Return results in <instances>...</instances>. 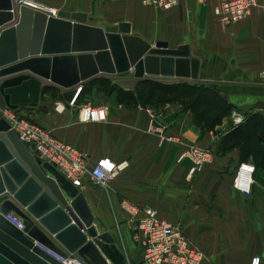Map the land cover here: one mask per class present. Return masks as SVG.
<instances>
[{
    "label": "crops",
    "instance_id": "crops-1",
    "mask_svg": "<svg viewBox=\"0 0 264 264\" xmlns=\"http://www.w3.org/2000/svg\"><path fill=\"white\" fill-rule=\"evenodd\" d=\"M32 1L58 12L87 14L94 25L129 23L133 34L151 44L166 42L171 48L189 44L191 56L200 65L198 79L188 84H206L232 110L264 118V0H256L248 18L228 27L213 15L217 0L207 4L180 0L170 10L143 6L139 0ZM54 91L61 101L49 106L40 102L46 114L36 108L20 111H33L39 125L53 137L87 152L89 168L102 158L124 166L105 189H96L85 177L80 191L97 232H109L115 238L128 264L142 262V250L133 235L146 208L182 230L201 253V264H250L254 258L264 264V169L251 158L243 159L238 147L224 149L223 139L210 130L202 131L192 113L174 105L177 101L144 107L137 103L126 109L117 98L102 100L93 94V104L102 110L104 118L88 122L79 118L81 104L65 108L61 92ZM150 113L162 134L176 141L158 146V136L146 131ZM191 146L209 150L213 161L188 179L191 163L177 164L176 159ZM242 166L253 172L249 195L233 186ZM123 203L138 213L124 210Z\"/></svg>",
    "mask_w": 264,
    "mask_h": 264
},
{
    "label": "water",
    "instance_id": "water-1",
    "mask_svg": "<svg viewBox=\"0 0 264 264\" xmlns=\"http://www.w3.org/2000/svg\"><path fill=\"white\" fill-rule=\"evenodd\" d=\"M18 0H0V111L40 105L61 92L65 108L77 89L98 78L132 91L138 82L198 79L190 45L145 41L129 23L94 25L84 13L57 17ZM19 223L17 228L11 220ZM128 264L109 232L98 233L88 203L55 168L20 141L0 114V264Z\"/></svg>",
    "mask_w": 264,
    "mask_h": 264
},
{
    "label": "built area",
    "instance_id": "built-area-1",
    "mask_svg": "<svg viewBox=\"0 0 264 264\" xmlns=\"http://www.w3.org/2000/svg\"><path fill=\"white\" fill-rule=\"evenodd\" d=\"M143 6H154L161 10H170L177 6L180 0H139ZM201 4H207L212 0H197ZM19 6H26L33 10L44 13L49 17H57L58 10L54 7L35 2L32 0H18ZM257 6L256 0H217L214 7V17L224 26H233L244 21L251 15L252 10ZM264 78V74L262 76ZM82 92V88L77 89V94L69 104L74 108ZM102 110L88 102L78 109L81 121L101 122L104 118ZM149 112V110H148ZM147 125L149 135L158 136V146L162 147L173 138L165 137L161 128L155 125L153 114L150 113ZM1 116L9 123L21 142L27 146L33 145L39 154V159L55 165V168L73 186L80 189L83 180L88 177L91 182L101 188L107 185L124 169L123 165H117L109 158L97 160L92 168L88 167L89 155L87 152L77 150L45 132L38 125L21 120L14 111L9 109L1 110ZM246 117L244 114L234 111L230 118L233 128L244 124ZM189 161L191 167L187 178L192 179L202 167L209 165L213 161V155L209 150H203L195 146L185 149L176 159L180 164ZM252 170L247 166L238 169L234 176L233 186L239 193L249 195L252 187ZM123 209L137 214L138 211L127 203H123ZM11 220V219H10ZM17 228L21 225L15 220H11ZM133 240L140 245L142 250L141 264H201V253L193 248L182 230L162 220L157 211L150 208L143 210L141 218L138 220L136 232ZM63 264H83L77 259H60ZM250 264H261L260 258H254Z\"/></svg>",
    "mask_w": 264,
    "mask_h": 264
},
{
    "label": "rangeland",
    "instance_id": "rangeland-1",
    "mask_svg": "<svg viewBox=\"0 0 264 264\" xmlns=\"http://www.w3.org/2000/svg\"><path fill=\"white\" fill-rule=\"evenodd\" d=\"M194 84H199V83H194ZM201 85H206V84H201ZM83 88V87H82ZM203 88L198 89L196 87H182L181 88V94H173V93H169L168 91L166 92H162V91H158L152 88H144L142 90H138L136 91L135 88L132 91H126L123 90L119 87L113 86L109 83H102V82H96L94 85H92L91 87H85L84 92L82 93V95L80 96V98L77 100V103L75 105V107H79L80 104H86L88 102L93 104V94L96 95L97 94V98L98 99H107L110 97H114L117 98L122 105H125V108L128 109L129 107H132L133 104H137L139 103L141 107H144V105H150V104H159V105H164L163 102H167V101H177V103L174 105H180L182 106V111L183 112H188V113H192V114H201V116H199V123L196 125H199L200 127H203L204 123L207 121H210L212 119H214L216 116H218L217 112L215 110H212L209 107H205V106H201V105H196L194 103V98L196 96H203L205 95L204 92H201ZM56 90V89H53ZM137 92L139 93L138 95H134L135 93L137 94ZM192 94L194 95V97H187L186 95ZM196 95V96H195ZM61 101L60 96L56 93V91H48L45 92V90L42 92L41 95V100L40 102L43 103L44 105H50V103H54ZM130 102V103H129ZM41 105V104H40ZM94 105V104H93ZM60 106V104L58 105ZM220 106V105H217ZM74 107V108H75ZM236 110H230L228 111L226 106H224L223 109V115L224 117H220L219 121H218V125L214 126L210 131L214 132L217 134V136L219 137V139H223L226 134L228 132L231 131V127L232 125L229 123L230 122V118L233 116V112ZM18 113L24 114V115H19ZM16 116L18 118H20L21 120H25V121H29L32 122L36 125H38L40 128H42L38 121L35 118V114L32 112H24L20 111V109L18 111L15 112ZM222 115V114H220ZM104 116V114H103ZM229 117V121H227V117ZM45 132L49 133L48 131H46L44 128H42ZM94 185V184H93ZM94 187L96 189H100L101 187L94 185ZM105 189V188H104ZM99 233V232H98Z\"/></svg>",
    "mask_w": 264,
    "mask_h": 264
},
{
    "label": "trees",
    "instance_id": "trees-1",
    "mask_svg": "<svg viewBox=\"0 0 264 264\" xmlns=\"http://www.w3.org/2000/svg\"><path fill=\"white\" fill-rule=\"evenodd\" d=\"M96 82L111 84V81L104 78L92 80L89 83L83 85L80 96L84 92L85 87H91ZM185 86L191 88L196 87L198 89L203 88L201 92H204L205 95L201 97L195 95L196 97L193 100L194 103L196 105L209 107L212 110H215L218 114V116H216L214 119L207 121V123L205 122L203 124L204 125L203 127L197 125L202 131L204 130L209 131L214 126L218 125L217 123L219 121V118L222 116L224 117L223 115L224 106H226L228 111L232 109L216 93H214L211 89L201 84H193V83L188 84L187 82H179V83H174L172 85H164L152 80H146V81L138 82L135 87V90L138 91L144 88H152L162 92L168 91L169 93H173L177 95V94H181V88ZM49 90L54 91L53 89H47L45 90V92H48ZM138 94L139 93L137 92V94L135 93L134 95H138ZM186 96L194 97V95L192 94ZM199 116H201V114L199 115L193 114L195 124L199 123V118H198ZM245 117L246 120L244 124L235 128L232 127L233 129L223 138L221 145L224 149L228 147H235V146L238 147L241 151V157L243 159L246 160L251 158L252 161L255 162L257 167H261L264 169V118L261 117L259 114H254Z\"/></svg>",
    "mask_w": 264,
    "mask_h": 264
},
{
    "label": "bare ground",
    "instance_id": "bare-ground-1",
    "mask_svg": "<svg viewBox=\"0 0 264 264\" xmlns=\"http://www.w3.org/2000/svg\"><path fill=\"white\" fill-rule=\"evenodd\" d=\"M4 109H6V108H4ZM0 114H1V111H0Z\"/></svg>",
    "mask_w": 264,
    "mask_h": 264
}]
</instances>
